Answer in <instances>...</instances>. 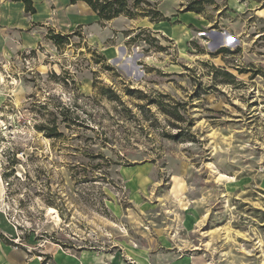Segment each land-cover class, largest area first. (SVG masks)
I'll use <instances>...</instances> for the list:
<instances>
[{
  "label": "rangeland",
  "instance_id": "1",
  "mask_svg": "<svg viewBox=\"0 0 264 264\" xmlns=\"http://www.w3.org/2000/svg\"><path fill=\"white\" fill-rule=\"evenodd\" d=\"M239 2L187 43L139 17L0 60V236L32 264H264V0Z\"/></svg>",
  "mask_w": 264,
  "mask_h": 264
},
{
  "label": "crops",
  "instance_id": "2",
  "mask_svg": "<svg viewBox=\"0 0 264 264\" xmlns=\"http://www.w3.org/2000/svg\"><path fill=\"white\" fill-rule=\"evenodd\" d=\"M32 2L36 11L29 14L26 13V6L22 1L0 0V60L16 57L27 51H35L41 47H56L48 38L50 32L69 40V36L76 34V31H82L87 36V41L99 44L110 37L104 25L120 19L133 21L120 16L103 23L91 7L82 1L75 4L71 0H32ZM182 4L181 0H164L159 10L170 19L171 23L151 22L148 18H143L138 27L152 29L173 41L176 39L168 34L171 28L186 27L191 33L186 43L195 39L199 30L213 27L215 21L195 12L177 13ZM228 5L230 10L238 14L243 13L245 7L239 0H228ZM121 27L123 28V25ZM111 48L114 47L104 50L107 57L113 53ZM114 55L112 54L111 57ZM55 259L62 258L55 257ZM69 263L72 264L71 259ZM0 264L32 263L26 250L15 249L12 243L0 238Z\"/></svg>",
  "mask_w": 264,
  "mask_h": 264
},
{
  "label": "trees",
  "instance_id": "3",
  "mask_svg": "<svg viewBox=\"0 0 264 264\" xmlns=\"http://www.w3.org/2000/svg\"><path fill=\"white\" fill-rule=\"evenodd\" d=\"M14 1H22L26 8V13L33 14L35 13V8L32 0H14ZM82 1L85 2L91 9L99 16L100 20L104 22L112 21L120 16L127 17L129 19H137L148 18L151 22H161V21H169L163 13L156 7V5L152 4L149 0H71L73 4ZM187 3V11L195 12L198 14H202L203 8L205 4H211L212 0H184ZM48 38L53 41V43L57 47H61L62 45L67 43V39L62 35L54 34L50 32ZM226 52L225 48H222L218 52V54ZM215 74H223L225 75V79L220 82L222 84L231 85L235 82V76L228 72L223 68H214L212 67ZM216 84L219 83L215 79ZM94 87H97V84L94 83ZM111 90H107L105 93H111ZM116 97V96H115ZM165 98L166 96H161ZM147 96H143V100H145ZM110 99H113L110 97ZM117 99V98H116ZM157 105L160 111H162L165 115L172 118L177 122H185L184 116L181 114L180 108L182 104H176L171 107L170 110L167 109V105H164L162 102H148V105L154 104ZM142 108V107H141ZM188 126L192 127V124ZM184 134H179L172 139L179 140L182 139ZM0 238H3L0 236ZM5 239V238H4ZM6 240V239H5ZM6 242H9L6 240Z\"/></svg>",
  "mask_w": 264,
  "mask_h": 264
},
{
  "label": "bare ground",
  "instance_id": "4",
  "mask_svg": "<svg viewBox=\"0 0 264 264\" xmlns=\"http://www.w3.org/2000/svg\"><path fill=\"white\" fill-rule=\"evenodd\" d=\"M50 210H51V212L54 213L55 216L59 219V216H58L57 212H56L54 209H50Z\"/></svg>",
  "mask_w": 264,
  "mask_h": 264
}]
</instances>
